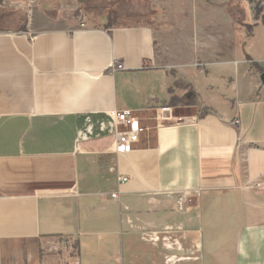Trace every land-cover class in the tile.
Masks as SVG:
<instances>
[{
  "label": "crops",
  "instance_id": "1",
  "mask_svg": "<svg viewBox=\"0 0 264 264\" xmlns=\"http://www.w3.org/2000/svg\"><path fill=\"white\" fill-rule=\"evenodd\" d=\"M138 2L0 0V264H264V0Z\"/></svg>",
  "mask_w": 264,
  "mask_h": 264
},
{
  "label": "built area",
  "instance_id": "2",
  "mask_svg": "<svg viewBox=\"0 0 264 264\" xmlns=\"http://www.w3.org/2000/svg\"><path fill=\"white\" fill-rule=\"evenodd\" d=\"M31 6V1H29ZM82 27L84 25H81ZM112 70L121 69L116 63L111 66ZM113 121L114 129V149L115 155H125L133 150V146L138 142L139 134L142 129L139 127L137 119L128 110L113 111L110 113ZM238 121H234L233 125H238ZM128 179L123 176L117 178L118 189L110 195L111 199H118L119 187L126 183ZM264 189V185L261 186Z\"/></svg>",
  "mask_w": 264,
  "mask_h": 264
},
{
  "label": "rangeland",
  "instance_id": "3",
  "mask_svg": "<svg viewBox=\"0 0 264 264\" xmlns=\"http://www.w3.org/2000/svg\"><path fill=\"white\" fill-rule=\"evenodd\" d=\"M31 1V6H35L36 4H41L46 0H27ZM100 1L101 7H106L107 5H114L113 15L118 16H133L137 17L140 15H148L146 11V5L143 6L138 2V0H98ZM100 10H95V13H98ZM234 15H237V12L234 9H231ZM133 22H137V20L133 19Z\"/></svg>",
  "mask_w": 264,
  "mask_h": 264
},
{
  "label": "water",
  "instance_id": "4",
  "mask_svg": "<svg viewBox=\"0 0 264 264\" xmlns=\"http://www.w3.org/2000/svg\"><path fill=\"white\" fill-rule=\"evenodd\" d=\"M261 80H262V82L264 83V75H262Z\"/></svg>",
  "mask_w": 264,
  "mask_h": 264
}]
</instances>
